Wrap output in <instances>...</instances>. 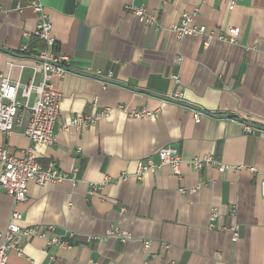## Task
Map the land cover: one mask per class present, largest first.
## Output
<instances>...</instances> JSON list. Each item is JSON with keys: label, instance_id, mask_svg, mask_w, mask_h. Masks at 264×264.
I'll list each match as a JSON object with an SVG mask.
<instances>
[{"label": "crops", "instance_id": "obj_1", "mask_svg": "<svg viewBox=\"0 0 264 264\" xmlns=\"http://www.w3.org/2000/svg\"><path fill=\"white\" fill-rule=\"evenodd\" d=\"M42 1L71 65L54 80L62 95L56 142L30 143L23 117L11 133L0 131V146L19 155L32 146L43 166L53 162L74 180L30 182L21 202L0 193V230L17 209L21 227L52 224L56 234L73 232L72 247L29 236L20 240L21 254L9 252L8 263L264 264V0H239L234 8L228 0ZM130 4L157 17L159 28L126 10ZM28 5L0 0V73L28 82L37 65L40 82L42 67L33 58L42 48L33 35L38 14ZM195 10V22L209 32L239 28L237 41L213 39L205 47L203 36L178 38L171 26ZM173 75L182 101L167 99L179 88ZM103 110L109 116L94 124L62 128ZM194 111L201 112L199 122ZM168 145L184 160L211 154L227 167L198 171L183 163L177 176L165 165L137 180L138 161L158 162L159 148ZM105 177L110 182L90 194ZM109 228L127 238L104 237Z\"/></svg>", "mask_w": 264, "mask_h": 264}, {"label": "built area", "instance_id": "obj_2", "mask_svg": "<svg viewBox=\"0 0 264 264\" xmlns=\"http://www.w3.org/2000/svg\"><path fill=\"white\" fill-rule=\"evenodd\" d=\"M230 8H234L239 0H228ZM34 12L38 14V21L33 32V35L42 41L43 46L35 57H33L37 64L42 67V79L36 82V75L38 74V66L34 65L33 74L28 82H23L21 79L12 80L9 76H4L0 73V131L4 133H11L18 120L25 117V134L30 143H43L46 145H53L56 142L55 123L59 115V108L62 95L56 89L54 80L58 77H63L70 71V59L61 52L58 48L56 37L53 34V25L50 17L46 11L42 0H29V5ZM24 5L19 2L17 10L21 12ZM126 10L135 14L139 20L145 21L154 28H159L158 18L147 13L144 7H135L133 5H126ZM197 10L193 12H184L180 22L171 26V30L177 34L178 38H185L190 36H203L204 46L208 47L213 39L236 42L240 30L236 27L228 28L225 32H209L207 27L203 24L195 22ZM23 54L29 53V47L24 45L22 48ZM13 63L10 64L12 68ZM24 66H21L23 69ZM97 76H105L112 78V72L103 75L101 71L94 73ZM173 80L179 85V88L168 96V100L182 101L184 93L181 90V80L179 76L173 75ZM35 93V100L31 103L32 94ZM148 112H135L136 116H145ZM109 116V110H103L92 116H77L72 118L69 122L63 123V130H68L72 126L85 127L94 124L102 118ZM194 118L196 122L201 119V112L194 111ZM246 131H250V126H245ZM159 161L156 162L152 158L141 159L138 161L137 172L135 177L137 180H142L143 175L147 172H155L165 165L172 168L175 175L181 176V166L187 163L189 166L200 171L206 165H212L217 169H224L227 165L217 162L211 154L203 158H194L192 160H184L177 147L168 145L159 148ZM0 193L5 192L13 196L16 202L25 201L28 195V188L30 182H35L39 185H44L49 182H59L70 178L68 174L59 170L53 162L43 166L32 146H28L21 151L19 155L17 152L6 147L0 146ZM251 172L256 173V168L251 167ZM121 179H126L127 174H122ZM110 182V178L105 177L101 184H93L89 190L93 194L103 185ZM201 188L200 185L191 188V192H196ZM181 192H186V188H181ZM21 212L14 209L11 214V221L4 230H0V264H9V252L16 250L18 254L22 253L20 240L29 236H36L46 243L47 246L52 244L61 247L70 248L72 243L70 239L73 237V232L67 231L63 235L56 234V226H28L21 227L18 221L21 219ZM218 217L216 209H212L210 219L215 220ZM213 226V224H211ZM105 236L118 235L122 239L127 236L122 235L114 229H107ZM53 234V236L51 235ZM98 237H93L97 239ZM233 239H238V232L233 233ZM150 240L145 241V247H150ZM147 262H145L146 264Z\"/></svg>", "mask_w": 264, "mask_h": 264}, {"label": "trees", "instance_id": "obj_3", "mask_svg": "<svg viewBox=\"0 0 264 264\" xmlns=\"http://www.w3.org/2000/svg\"><path fill=\"white\" fill-rule=\"evenodd\" d=\"M37 39V38H36ZM39 40V39H38ZM42 43V41H40ZM43 46V43L41 44V47Z\"/></svg>", "mask_w": 264, "mask_h": 264}]
</instances>
